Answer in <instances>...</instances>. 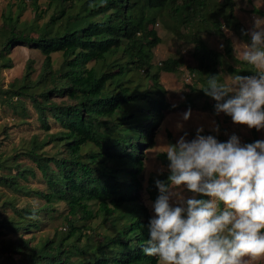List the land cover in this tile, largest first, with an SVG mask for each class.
<instances>
[{"label": "trees", "instance_id": "obj_1", "mask_svg": "<svg viewBox=\"0 0 264 264\" xmlns=\"http://www.w3.org/2000/svg\"><path fill=\"white\" fill-rule=\"evenodd\" d=\"M39 1L31 0L36 13L30 22L21 21L24 1L15 13L4 14L0 65L12 68V50L23 45L44 56L41 70L33 80L35 70L29 62L25 76L7 90L0 89V95L9 102L29 97L41 128L49 132L52 117L62 130L43 140L35 136L24 152L42 173L48 192L21 190L19 178L35 176L30 168L18 167L15 176H0V186L36 195L48 204L65 203L69 231L35 245L21 237L2 239L0 264H156V258L142 251L150 239L152 218L141 195L143 151L154 146V131L164 112L172 109L161 74H178L184 60L169 58L154 65V50L162 43L155 26L171 12L175 25L169 29L176 34L181 33L178 26L193 27L200 20L197 30L180 34L194 44L196 61L189 68L194 84L182 108L195 109L197 96L206 98L204 111L216 105L208 102L213 98L201 89L209 76H220L223 81V73L230 77L254 74L235 57L232 40L224 30L247 44L251 37L244 34L247 30L236 17L234 0H184L182 4L181 0H48L45 10ZM255 13L264 18L261 10ZM43 20L47 21L41 27ZM203 33L222 39L224 53L210 48ZM57 53L64 59L59 69L54 68L52 58ZM92 62L96 64L88 68ZM144 80L152 86L144 87ZM55 97L69 98L74 104H58ZM51 145L58 148L52 155L45 150ZM160 158L169 163L165 154ZM169 175L148 181L146 192L153 202L160 194L156 180L167 182ZM91 202L97 203V212ZM17 214L18 219H2L0 238L38 229L36 212L22 209ZM100 216L105 218L103 224L113 219L105 234L86 224ZM96 236L101 241L94 242Z\"/></svg>", "mask_w": 264, "mask_h": 264}, {"label": "clouds", "instance_id": "obj_2", "mask_svg": "<svg viewBox=\"0 0 264 264\" xmlns=\"http://www.w3.org/2000/svg\"><path fill=\"white\" fill-rule=\"evenodd\" d=\"M243 31V30H242ZM236 57L253 75L230 80L209 76L206 95L217 101L237 125L264 129V27L260 21ZM189 109L182 116L191 118ZM187 133L165 146L170 175L156 180L159 196L151 207L148 239L142 246L156 264H258L264 261V141L241 144L233 134L227 142ZM215 131L219 132L217 125ZM194 195L186 198L178 189ZM206 197V198H198Z\"/></svg>", "mask_w": 264, "mask_h": 264}, {"label": "rangeland", "instance_id": "obj_3", "mask_svg": "<svg viewBox=\"0 0 264 264\" xmlns=\"http://www.w3.org/2000/svg\"><path fill=\"white\" fill-rule=\"evenodd\" d=\"M25 2L26 9L21 16V21L30 22L36 13V9L32 6L31 0H0V27L3 26L4 14L12 11L15 13L18 6ZM220 3L223 0H215ZM184 0L179 1L182 4ZM235 14L239 21L250 32L255 27V22L260 21L264 27V18L256 14V10L264 12V0H234ZM48 0H40V9L47 8ZM172 13V12H171ZM170 13V14H171ZM169 14V15H170ZM167 15L164 21L159 20L155 29L162 43L154 50L155 59L154 65H159L161 62L169 58H183L184 65L180 68L178 74L162 73L161 84L166 89V99L172 109L164 112V118L159 127L154 131V146L150 149H144L145 153V170L142 175V184L144 189L141 193L142 201L148 208L151 217L155 215L151 204L154 203L146 192L148 181L152 177H157L164 173H170L168 170V162L161 159L160 155L165 154L167 145L176 144L181 136L187 133L186 139L191 141L197 136V129L203 127L204 131L201 135L214 136L219 142H227L229 138L235 134L240 138L241 144L254 143L257 141H264V129L256 130L250 129L245 125H237L232 121V118L224 113L216 114L215 109L204 111L202 108L205 105L206 98H199L195 96L196 108L191 109L192 116L189 120L184 121L182 116L189 109L182 108L183 103L191 94L190 86H193L194 79L190 73L189 68L196 65L193 57L194 44L188 43L181 33L187 35L190 31H195L199 27L198 23L193 27L178 26L180 34H176L170 30V26H174L173 17ZM45 21L40 22L41 27L45 26ZM224 30V29H223ZM225 34L232 40L234 54L236 57L235 48L240 51L244 44L238 36L232 31L224 30ZM203 39L208 46L216 51L224 53V41L214 35L202 34ZM2 36L0 34V50H1ZM12 59V68L3 69L0 65V89L5 91L9 85L15 81L21 80L25 76L26 67L29 62H33L32 66L35 70L32 79L35 80L41 70L44 56L40 51L28 48L23 45L16 46L10 55ZM54 61V68L59 69L63 63L62 54L57 53L52 55ZM237 58V57H236ZM227 61V59H226ZM231 62V61H227ZM92 62L88 65L91 68L95 65ZM225 80H230L228 74L223 73ZM144 87H151L152 83L149 80L143 81ZM198 84V88H200ZM54 102L58 104H74V101L69 98L55 97ZM210 104H216L213 99H208ZM51 130L44 131L39 120L38 112L36 111L32 101L29 97H17L12 102H9L5 97L0 95V163L4 162L0 167V176L12 177L17 174L16 168H30L35 170V176H28L27 180L19 178V186L21 190L30 191L35 190L39 192H48V184L44 180L42 173L38 170L36 165L24 155L27 148L30 146L31 140L37 136L39 140H43L50 134L60 132L61 125L57 123L52 117L49 118ZM219 126V132L215 131L216 126ZM256 131L257 135H254ZM49 154H55L58 148L52 145L45 148ZM166 155V154H165ZM186 198L192 197L194 194L186 188L178 189ZM12 203L13 206L7 205ZM91 209L94 212L98 211V205L95 202L90 203ZM29 209L36 212V219L38 220V229H31L29 231H21L19 234H10L0 238V247L2 246V239H18L25 238L31 240V244L35 245L43 239L55 238L61 236L63 233L69 231L66 217L68 215V206L63 202H54L48 204L45 199L36 195H29L24 191H15L8 187L0 186V222L3 218L18 219L17 210ZM105 218H99L86 223L87 225L97 229L99 233H106V229L113 223V219H107L106 224H103ZM79 225L83 222L79 221ZM1 230V228H0ZM101 241L100 237L96 236L94 242ZM17 258V257H16ZM264 264V261L258 262Z\"/></svg>", "mask_w": 264, "mask_h": 264}]
</instances>
